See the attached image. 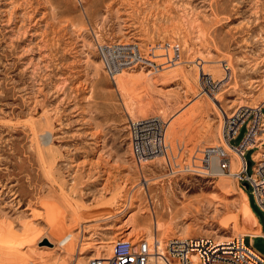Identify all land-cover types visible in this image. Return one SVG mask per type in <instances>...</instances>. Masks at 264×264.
I'll return each mask as SVG.
<instances>
[{
    "label": "rangeland",
    "instance_id": "obj_1",
    "mask_svg": "<svg viewBox=\"0 0 264 264\" xmlns=\"http://www.w3.org/2000/svg\"><path fill=\"white\" fill-rule=\"evenodd\" d=\"M110 42L138 46L142 54L156 51V65L174 47L178 57L174 65L157 71L139 65L124 70L130 90L120 99L117 74L113 79L106 75L95 50L97 43ZM198 57L208 62L200 64ZM196 61L205 65V74H199ZM231 66L233 76L227 69ZM213 67L225 68L227 76L225 70L207 73ZM207 75L214 83L203 95L201 79ZM262 102L264 0H0V264H16L10 260L17 256L27 264H87L94 255L110 253L118 237L222 240L243 234L240 194L229 195L222 188L230 182L247 193L264 227V214L244 182L172 174L163 158L139 166L131 157L128 131L130 119L158 117L166 130L168 155L175 158L169 162L182 166L204 147H225L221 127L226 114ZM199 106L207 115L193 117ZM190 115L189 127L177 129V122ZM172 126L178 133L167 139ZM43 131L50 135L42 145L37 138ZM245 132L242 125L230 144L239 145ZM125 182V198L132 203L128 207V200L121 201L127 207L115 219H73L67 198L83 205L82 215L93 214ZM172 197L177 207L189 205L191 210L174 218ZM51 203L50 221L46 209ZM57 220L77 233L72 254L58 245L60 237L50 227ZM244 239L264 257V238ZM100 240L110 244L99 249L101 243H94Z\"/></svg>",
    "mask_w": 264,
    "mask_h": 264
},
{
    "label": "built area",
    "instance_id": "obj_2",
    "mask_svg": "<svg viewBox=\"0 0 264 264\" xmlns=\"http://www.w3.org/2000/svg\"><path fill=\"white\" fill-rule=\"evenodd\" d=\"M154 49V48H153ZM95 50L100 57L102 68L111 79L127 68L152 67L156 71L160 67L174 65L178 50L174 47L172 54H167L163 62L156 65V51L142 54L138 46L129 43H97ZM177 51V52H176ZM203 91L213 85L209 76L201 79ZM208 87V88H207ZM246 132L239 145L230 141L239 134L240 127ZM222 139L224 144L235 153L241 162L237 184L247 183L255 205L264 214V103L256 106L240 105L233 113L225 115L222 123ZM129 145L134 163L141 166L147 160L163 158L167 160L172 174H191L207 178L217 177V172L229 174L230 158L227 147L209 146L199 151V157H193L192 163L171 165L174 157L167 154L165 144V128L161 119L155 116L143 119H130L128 122ZM251 151L250 167L246 173L245 154ZM217 160V165L215 163ZM216 165V169L212 167ZM245 237L228 236L222 240L206 236H172L161 238L139 235L137 237H118L112 242L108 255L100 258H89L87 264H264V257L245 244ZM61 244V243H60Z\"/></svg>",
    "mask_w": 264,
    "mask_h": 264
},
{
    "label": "bare ground",
    "instance_id": "obj_3",
    "mask_svg": "<svg viewBox=\"0 0 264 264\" xmlns=\"http://www.w3.org/2000/svg\"><path fill=\"white\" fill-rule=\"evenodd\" d=\"M27 1V0H26ZM28 3V2H27ZM25 6V5H24ZM31 6V5H30ZM27 7V6H26ZM33 8H35V7H33ZM31 10V9H30ZM35 10V9H34ZM50 12V11H49ZM157 12V11H156ZM165 12V11H164ZM34 13V12H33ZM184 13V12H183ZM27 14V13H26ZM214 15V14H213ZM214 16H216V13H215V15ZM186 18H187V16H186ZM217 18V17H216ZM178 19V18H177ZM195 19V18H194ZM180 20V19H179ZM193 20V19H192ZM190 22H191V20H189ZM195 21H197V20H195ZM194 21V22H195ZM180 22V21H179ZM178 22V23H179ZM79 23V22H78ZM182 23V22H181ZM180 24V23H179ZM192 24V23H191ZM34 25V24H33ZM74 25V24H73ZM175 25H177V24H175ZM183 25V24H182ZM182 25H181V27H182ZM193 25H195V24H193ZM77 26V25H76ZM173 26V25H172ZM191 26V25H190ZM74 27H75V25H74ZM80 27V26H79ZM179 28H180V25L178 26ZM195 27H196V25H195ZM195 27H193V28H195ZM173 28V27H172ZM197 28V27H196ZM76 29V28H75ZM79 29H81V28H79ZM192 29V28H191ZM78 30V29H77ZM169 30V29H168ZM178 30V29H177ZM197 31V30H196ZM24 33V32H23ZM197 34V33H196ZM202 33H200L199 34V36L201 35ZM203 34H204V32H203ZM209 35V34H208ZM203 37V36H202ZM202 37H200V38H202ZM209 38V37H208ZM201 41V40H200ZM199 41V42H200ZM204 41L205 40H203V42H200V43H202V45L204 44ZM198 42V41H197ZM213 42V41H212ZM206 45V44H205ZM196 56H198V55H196ZM195 58V57H194ZM205 58V57H204ZM197 59V58H196ZM198 59L200 60V64L201 63H207L208 61L206 60H204L203 58H201V57H198ZM198 61V60H197ZM196 61V62H197ZM195 62V63H196ZM199 62H197L195 65H197L198 67L200 66L199 64H198ZM227 66V65H226ZM227 69H229V73H230V76H233L236 72L234 71V69L232 68V66L231 67H227ZM199 70H200V72H199V74H205V65H202V66H200L199 67ZM225 70V71H224ZM220 71H224V73L226 74V72H228L225 68L223 69V70H219L217 67H213V68H211V69H208L207 70V73H209V74H211L212 76H214V74L215 73H218V72H220ZM124 71L123 72H121V73H119V74H117L116 75V78H114V84L116 85V91L120 94V99L122 98V97H126V96H128V93H129V90H130V83H129V79L127 78V79H125L124 77ZM147 74H150V73H147ZM226 76H227V74H226ZM61 83V82H60ZM62 84H63V82H62ZM57 85V84H56ZM58 87H59V85H58ZM61 87V86H60ZM208 99H209V101L212 103V106L214 107V109H216V110H218L219 111V108L217 107V105L215 104V102L212 100V98L211 97H209L208 96ZM214 99H215V97H214ZM200 114H203V116H205V115H207V113H206V111H205V108L203 107V106H199L198 108H197V110L192 114L193 115V117H195V116H198V115H200ZM192 115H190L189 117H187V118H184L183 120H181V122H177V129H183V130H186L188 127H189V125H190V120H191V117H192ZM46 127V126H45ZM175 127H171L169 130H170V132L167 134V139H170V138H174L175 136H176V134L178 133L177 131L178 130H176V128ZM27 128V127H26ZM30 128V127H29ZM28 129V128H27ZM52 129V128H51ZM193 129H191V131H192ZM28 131H29V129H28ZM189 131V130H188ZM31 132V131H30ZM34 132V133H33ZM44 132V134H41L37 139H40V142H39V140H38V142L40 143V144H45V143H47L48 142V140H49V133H45V131H43ZM183 132V131H182ZM186 132V131H185ZM184 132V133H185ZM32 133L34 134V135H36L35 134V130H34V128L32 129ZM187 134V133H186ZM182 135V134H181ZM33 136V135H32ZM180 136V135H179ZM166 137V136H165ZM176 138V137H175ZM35 141V140H34ZM221 141H222V143L224 144V141H223V139L221 138ZM168 142H169V140H168ZM165 143H166V138H165ZM34 145V144H33ZM38 146V145H37ZM167 146V145H166ZM224 146H225V144H224ZM227 147V148H226ZM225 148L227 149V151L229 152V154L231 153V157H230V155H229V158H230V160H231V162H230V173L229 174H223V173H221V172H217V175L218 176H220V177H225L226 178V176H229V177H231V178H233L234 180L236 179L237 180V177H238V173H239V169H241V162H240V160H239V158L235 155V153L227 146V144H226V146H225ZM38 152V151H37ZM38 154H39V152H38ZM167 154H168V151H167ZM40 155V154H39ZM38 155V156H39ZM157 158H159V157H157ZM155 158H153V159H150V160H147V161H151V160H154ZM146 161V162H147ZM146 162L144 163V164H146ZM215 163H216V165H217V160H215ZM41 165H43V164H41ZM216 165L215 164H212V167L213 168H215L216 169ZM230 178V179H231ZM127 182H128V180H127ZM126 186H127V184H126V182L123 184V185H121V187H120V189L118 190V193H117V196L114 198L113 197V200L112 201H109V202H107L103 207H100V209L98 208V211H96V212H93V214H89V215H82V212L81 211H85V210H83L82 208H83V205L82 204H75V203H73V202H71L70 201V199L69 198H67V203H68V207L70 208V211L72 212V214L74 215V218L73 219H76V220H83L84 222H82V223H86V222H91V221H100V220H109V219H115L116 218V216H118V215H120L121 213H123L124 212V209L127 207V205H125V204H122L121 203V201H129V203H128V207L129 206H131V198H125V192H126ZM225 187V193L227 192V194H229V195H234L235 194V192H238V194H240V200H241V202H242V211L240 212V221L245 225V229H244V231H243V234H240L241 236H249V237H261V236H264L263 234H261L260 232H259V229H260V225H259V223L257 222V219H256V217L254 216V214H253V212L251 211V208L249 207V205H248V197H247V193L245 192V191H243V190H241V189H237L236 190V188H235V184H234V182H230V184H227V186L225 185V184H223L222 185V188H224ZM130 188V187H129ZM220 188V187H219ZM143 190H144V192L146 191V189H145V186H143ZM222 192H223V190H222ZM104 193V192H103ZM115 193V194H116ZM224 193V194H225ZM114 194V195H115ZM132 195H134V193L132 194ZM249 195V194H248ZM65 196V195H64ZM127 197H129V196H127ZM133 198H134V196H132ZM135 197H137V196H135ZM65 198H66V196H65ZM64 199V198H63ZM134 200V199H133ZM136 200V199H135ZM171 200H172V202H171V205H172V211H173V217L175 218L176 216H178L180 213L182 214V213H184V212H186L187 210H189L190 209V207H189V205H187L188 207H185V206H181L180 205V207L178 208L177 207V203H176V200L172 197L171 198ZM64 201H65V199H64ZM63 201V202H64ZM103 204H104V202H103ZM101 206H102V204H100ZM55 208V205L53 204V203H51V204H49L48 206H47V209H46V213H48L49 214V219H50V221L54 218L53 217V214L51 213L52 212V210ZM68 208V209H69ZM189 208V209H188ZM199 207H197L196 209H195V212H198L199 211V209H198ZM91 209V208H90ZM168 209V208H167ZM92 210V209H91ZM91 210H90V212H91ZM96 210V209H95ZM191 210V209H190ZM87 211H89V208H87ZM172 211H170V213L172 212ZM169 214V213H168ZM175 215V216H174ZM185 215H187V214H185ZM56 217V216H55ZM174 220V219H173ZM78 221H76V223H77ZM64 222H62L61 220L60 221H58L57 220V222H52L51 223V229L53 230V232H54V236L55 237H60L59 238V240H58V245H60V247H63L64 245H65V247H64V252L65 253H67V254H69V253H74V250H75V247H76V245H75V243H74V239H75V234H77V233H73L72 232V230L73 229H69L68 231H66L65 230V228H64V224H63ZM81 224V223H80ZM113 224V223H112ZM74 225V224H73ZM113 226V225H112ZM155 226H156V224H155ZM74 227V226H73ZM88 227H90V226H88ZM157 227V226H156ZM75 228H77V227H75ZM113 227H111V226H107V229L109 230H111ZM118 228V227H117ZM78 229V228H77ZM106 230V229H105ZM113 230V229H112ZM79 233V232H78ZM213 233H215V231H213ZM62 234V235H61ZM176 236H179V235H176ZM186 236H188V235H186ZM104 237V236H103ZM170 237H172V236H170ZM106 238V237H105ZM162 238H164V237H162ZM44 239H46V238H44ZM216 240H221V239H216ZM46 241H47V243H48V245H52V243L48 240V239H46ZM45 242V241H44ZM61 243V244H60ZM101 243V246L99 247V249H105V247L108 245V244H110V241L108 240V241H105V240H100V242H95L94 244H96L95 246H97V245H99ZM93 246V245H92ZM112 246V245H111ZM91 247V246H90ZM94 247V246H93ZM46 248V247H45ZM49 250H51V248L50 247H47ZM96 249H98V248H96ZM107 250V249H106ZM111 250V249H110ZM63 252V253H64ZM108 254H109V252H108ZM108 254H105L104 252H103V254H101L100 253V255H94V258H100L101 256H105V255H108ZM48 255V256H47ZM51 256H52V253L50 252V253H46V257L48 258V259H51ZM42 259V258H41ZM60 260V259H59ZM10 262H12V263H16V264H27V263H25V261H24V258L23 257H15V258H11V260H10ZM31 264H36V263H31ZM43 264H58L57 263V260H53V262H50V263H48V262H45V263H43ZM76 264H82V263H76Z\"/></svg>",
    "mask_w": 264,
    "mask_h": 264
},
{
    "label": "crops",
    "instance_id": "obj_4",
    "mask_svg": "<svg viewBox=\"0 0 264 264\" xmlns=\"http://www.w3.org/2000/svg\"><path fill=\"white\" fill-rule=\"evenodd\" d=\"M248 205H249V207L251 208V211L253 212L254 216H255L256 219H257V222H258L259 225H260V229H259V231L263 233V232H264V227H263L262 223L259 222V219L257 218V216H256V214L254 213L252 207L250 206V199H249V197H248ZM261 237L264 238V236H261ZM259 238H260V237H259Z\"/></svg>",
    "mask_w": 264,
    "mask_h": 264
},
{
    "label": "water",
    "instance_id": "obj_5",
    "mask_svg": "<svg viewBox=\"0 0 264 264\" xmlns=\"http://www.w3.org/2000/svg\"><path fill=\"white\" fill-rule=\"evenodd\" d=\"M250 165H251L250 160L246 161V173H247V170L250 167ZM243 186L245 189H247V187H248L247 183H244Z\"/></svg>",
    "mask_w": 264,
    "mask_h": 264
}]
</instances>
